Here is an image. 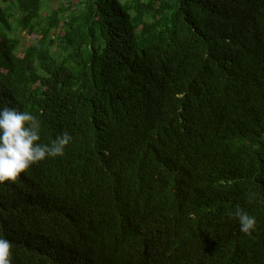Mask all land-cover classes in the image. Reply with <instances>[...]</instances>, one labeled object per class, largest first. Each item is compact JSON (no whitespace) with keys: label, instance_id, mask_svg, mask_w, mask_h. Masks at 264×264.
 <instances>
[{"label":"trees","instance_id":"trees-1","mask_svg":"<svg viewBox=\"0 0 264 264\" xmlns=\"http://www.w3.org/2000/svg\"><path fill=\"white\" fill-rule=\"evenodd\" d=\"M51 2L0 0V107L72 136L0 184L12 264H264V0Z\"/></svg>","mask_w":264,"mask_h":264},{"label":"clouds","instance_id":"clouds-1","mask_svg":"<svg viewBox=\"0 0 264 264\" xmlns=\"http://www.w3.org/2000/svg\"><path fill=\"white\" fill-rule=\"evenodd\" d=\"M41 140V123L28 111L15 107H0V184L15 181L32 164L46 157L64 155L72 136L68 132L57 135L47 143ZM239 223V230L250 235L255 230L256 217L237 206L229 213ZM12 245L0 235V264H12Z\"/></svg>","mask_w":264,"mask_h":264},{"label":"rangeland","instance_id":"rangeland-1","mask_svg":"<svg viewBox=\"0 0 264 264\" xmlns=\"http://www.w3.org/2000/svg\"><path fill=\"white\" fill-rule=\"evenodd\" d=\"M59 1H60V0H53V2H51L50 7H51L52 9L56 8V6H57V4L59 3Z\"/></svg>","mask_w":264,"mask_h":264}]
</instances>
